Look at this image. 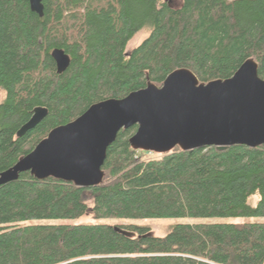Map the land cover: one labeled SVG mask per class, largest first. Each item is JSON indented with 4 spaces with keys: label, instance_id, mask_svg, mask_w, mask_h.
<instances>
[{
    "label": "trees",
    "instance_id": "trees-1",
    "mask_svg": "<svg viewBox=\"0 0 264 264\" xmlns=\"http://www.w3.org/2000/svg\"><path fill=\"white\" fill-rule=\"evenodd\" d=\"M0 0V171L55 126L106 98H122L174 69L225 79L247 59L264 79V0ZM142 29L147 37L130 51ZM70 57L58 74L50 53ZM47 115L23 136L35 107ZM136 126L108 147L102 183L79 187L28 172L0 185V264H264V145L132 149ZM257 196L251 204L250 198ZM219 219L179 222L164 236L137 224L43 219ZM121 228L122 230L118 229ZM133 233L128 236L122 231Z\"/></svg>",
    "mask_w": 264,
    "mask_h": 264
},
{
    "label": "water",
    "instance_id": "water-1",
    "mask_svg": "<svg viewBox=\"0 0 264 264\" xmlns=\"http://www.w3.org/2000/svg\"><path fill=\"white\" fill-rule=\"evenodd\" d=\"M28 2L30 10L42 17V0ZM50 55L56 72H64L69 55L60 48ZM47 113L45 107H35L16 136L34 128ZM132 126L136 129L128 138L130 147L158 154L176 146L188 151L264 145V79L258 75L257 62L249 58L232 76L208 82H200L188 68H176L160 86L149 82L122 98L92 103L75 119L53 127L29 153L0 171V185L24 172L37 180L98 185L103 181L108 147L121 129Z\"/></svg>",
    "mask_w": 264,
    "mask_h": 264
},
{
    "label": "rangeland",
    "instance_id": "rangeland-1",
    "mask_svg": "<svg viewBox=\"0 0 264 264\" xmlns=\"http://www.w3.org/2000/svg\"><path fill=\"white\" fill-rule=\"evenodd\" d=\"M183 3V0H168V4L173 8H179ZM148 35L147 29L140 30L127 44L126 51H130L137 45H139ZM4 93L0 90V100L3 98ZM155 157V154L149 152L145 155V158ZM257 196L250 198V203L253 204L256 201ZM199 220H219V219H181V218H160V219H93L90 214H84L76 219H43L36 220L38 223H106L111 225H125V224H137L145 225L149 227L148 234L152 236H164L173 226L179 222H195ZM264 221V218H251V219H231L230 221ZM118 229L122 230L118 227ZM124 231V230H123ZM127 232V231H126ZM128 236H133V233H125Z\"/></svg>",
    "mask_w": 264,
    "mask_h": 264
}]
</instances>
